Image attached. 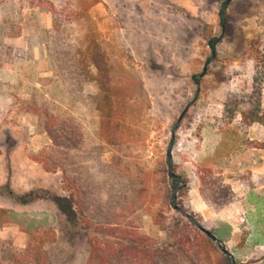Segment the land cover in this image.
<instances>
[{
	"label": "rangeland",
	"instance_id": "rangeland-1",
	"mask_svg": "<svg viewBox=\"0 0 264 264\" xmlns=\"http://www.w3.org/2000/svg\"><path fill=\"white\" fill-rule=\"evenodd\" d=\"M224 1L0 0V264H134L131 237L159 264L192 225L170 207L165 155L197 83L172 149L176 204L219 239L206 207L253 188L256 166V250L245 234L221 242L236 264H264V128L226 108L252 93L264 0H233L222 22ZM44 117L64 133L63 185L39 161ZM196 251L194 264H229L212 242Z\"/></svg>",
	"mask_w": 264,
	"mask_h": 264
},
{
	"label": "trees",
	"instance_id": "trees-1",
	"mask_svg": "<svg viewBox=\"0 0 264 264\" xmlns=\"http://www.w3.org/2000/svg\"><path fill=\"white\" fill-rule=\"evenodd\" d=\"M48 11L51 12L55 20L54 10L51 4H49ZM48 34L49 33H46V35ZM210 44L213 46L214 41ZM46 46L48 56L50 57L52 51L49 50L47 41ZM250 48V51L253 52L254 50L253 59L255 63L252 93L249 96H241V100L234 103L232 107H229V99H231V96H229L226 108H231V117L236 113L244 117L243 123L247 128L255 124L264 128V108L261 102L264 84V45L258 44L256 48ZM92 65L94 66V63H92ZM97 71L101 73L100 69H97ZM245 100L247 101L245 102ZM39 123L51 142L50 147L45 152L41 153L39 161L45 172L52 174L60 173L62 175L61 181L63 185V181L65 180L63 168L64 155L62 153L64 140L63 130L59 123L50 120L49 117H44L42 120L40 119ZM233 200L234 197L232 196L228 204ZM225 205H227V202ZM187 222L191 224L190 221L187 220ZM191 226L184 225L179 227L176 225V230L178 232L176 240L174 239V242L170 245L165 244L161 249H156L160 258L159 264H194L195 257L199 254L196 250L206 244H210L212 241L205 235L201 236V238ZM129 242L130 248L127 252L130 254V258L133 260L134 264H153L152 260L155 257L154 250L150 249L147 244L138 241L135 237H131Z\"/></svg>",
	"mask_w": 264,
	"mask_h": 264
},
{
	"label": "crops",
	"instance_id": "crops-1",
	"mask_svg": "<svg viewBox=\"0 0 264 264\" xmlns=\"http://www.w3.org/2000/svg\"><path fill=\"white\" fill-rule=\"evenodd\" d=\"M253 170V188H247L240 181L234 182L231 184V192L234 195L231 203L217 212L206 207L210 214L207 218L217 222L221 233L219 240L233 248H236L240 237L245 234L244 248L256 250V244H249L251 240L256 239V166Z\"/></svg>",
	"mask_w": 264,
	"mask_h": 264
},
{
	"label": "water",
	"instance_id": "water-1",
	"mask_svg": "<svg viewBox=\"0 0 264 264\" xmlns=\"http://www.w3.org/2000/svg\"><path fill=\"white\" fill-rule=\"evenodd\" d=\"M233 0H225L224 3L222 4L220 11H219V17L221 19L222 22H224V15H223V11L227 8V6L232 2ZM217 42V41H216ZM211 51V59L209 61H207L203 67L202 73L198 76V79H201L202 77H204V75L206 74V69L207 66L209 65V63L212 61L215 52H214V48L210 49ZM197 87V92L195 94L194 99L189 102L187 104V106L184 108V110L182 111V113L180 114V116L178 117V119L176 120L175 124L173 125V127L170 130V140L168 142L167 145V149H166V161H167V177L168 179H170L171 183H172V190H171V198H170V207L177 211L178 213H180L181 215H183L188 221H190V223L195 226L203 235H205L210 241H212V243L216 246L217 249H219V251L225 255L228 258L229 264H236L235 259L233 257V255L226 249V247L222 244V242L216 238L212 232L208 231L207 229L203 228L196 220H194L190 215H188L187 213H184V211L182 209H180L177 204H176V196H177V192L179 190V183H180V179L179 177L174 174L173 172V167H172V149L175 143V133L176 131L179 129L180 123L183 120L186 112L188 111V109L194 104V102L196 101V98L199 94V84L197 83L196 85Z\"/></svg>",
	"mask_w": 264,
	"mask_h": 264
}]
</instances>
